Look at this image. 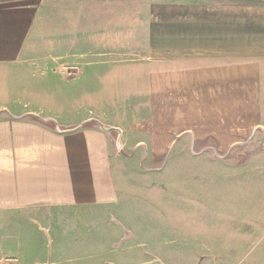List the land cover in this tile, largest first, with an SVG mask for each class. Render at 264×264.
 Listing matches in <instances>:
<instances>
[{
  "label": "rangeland",
  "instance_id": "rangeland-1",
  "mask_svg": "<svg viewBox=\"0 0 264 264\" xmlns=\"http://www.w3.org/2000/svg\"><path fill=\"white\" fill-rule=\"evenodd\" d=\"M194 2L264 5L44 2L34 61L0 75V120L120 128L103 131L120 200L5 216L0 264H264V59L206 81L174 63V5Z\"/></svg>",
  "mask_w": 264,
  "mask_h": 264
},
{
  "label": "crops",
  "instance_id": "crops-1",
  "mask_svg": "<svg viewBox=\"0 0 264 264\" xmlns=\"http://www.w3.org/2000/svg\"><path fill=\"white\" fill-rule=\"evenodd\" d=\"M45 1L0 0V75L34 61ZM171 38L173 62L213 80L226 67L264 59V5L175 4ZM9 111L25 114L0 120V221L20 213L31 218L39 208L44 215L45 209H106L120 200L115 171L122 159L103 131L78 126L87 120H56L64 128L53 131L32 116L39 110Z\"/></svg>",
  "mask_w": 264,
  "mask_h": 264
},
{
  "label": "water",
  "instance_id": "water-1",
  "mask_svg": "<svg viewBox=\"0 0 264 264\" xmlns=\"http://www.w3.org/2000/svg\"><path fill=\"white\" fill-rule=\"evenodd\" d=\"M86 123V122H85ZM95 123H96V125H97V127L99 128V129H101V130H103V131H105V132H107V133H110V132H117L118 133V135H117V143H118V141H120L119 139H120V130H119V128H117V127H111V126H105V125H103V124H101L99 121H95ZM82 125H84V123H81L80 125H78L79 127H81ZM58 130V129H57ZM146 264H162V262H160L159 260H153V261H151V262H149V263H146Z\"/></svg>",
  "mask_w": 264,
  "mask_h": 264
}]
</instances>
